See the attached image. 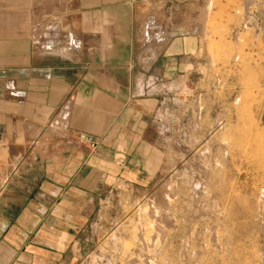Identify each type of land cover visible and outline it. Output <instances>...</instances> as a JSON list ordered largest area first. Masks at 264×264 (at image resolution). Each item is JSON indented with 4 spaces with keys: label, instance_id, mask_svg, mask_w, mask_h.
Returning a JSON list of instances; mask_svg holds the SVG:
<instances>
[{
    "label": "crops",
    "instance_id": "crops-1",
    "mask_svg": "<svg viewBox=\"0 0 264 264\" xmlns=\"http://www.w3.org/2000/svg\"><path fill=\"white\" fill-rule=\"evenodd\" d=\"M192 1L0 0V264L75 263L102 197L139 174L154 101L134 92L167 80L177 42L151 25Z\"/></svg>",
    "mask_w": 264,
    "mask_h": 264
},
{
    "label": "rangeland",
    "instance_id": "rangeland-1",
    "mask_svg": "<svg viewBox=\"0 0 264 264\" xmlns=\"http://www.w3.org/2000/svg\"><path fill=\"white\" fill-rule=\"evenodd\" d=\"M179 9L151 25L177 40L167 80L134 92L154 101L139 174L102 197L74 264H264V0Z\"/></svg>",
    "mask_w": 264,
    "mask_h": 264
},
{
    "label": "built area",
    "instance_id": "built-area-1",
    "mask_svg": "<svg viewBox=\"0 0 264 264\" xmlns=\"http://www.w3.org/2000/svg\"><path fill=\"white\" fill-rule=\"evenodd\" d=\"M77 141H78V144L80 146H83V147H89L91 150H94L95 147H96V142L95 140H93L91 137L89 136H84V135H81V136H78L77 137Z\"/></svg>",
    "mask_w": 264,
    "mask_h": 264
}]
</instances>
